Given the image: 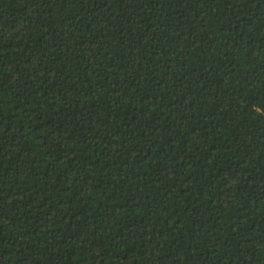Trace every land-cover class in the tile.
Here are the masks:
<instances>
[{"label":"trees","instance_id":"trees-1","mask_svg":"<svg viewBox=\"0 0 264 264\" xmlns=\"http://www.w3.org/2000/svg\"><path fill=\"white\" fill-rule=\"evenodd\" d=\"M0 264H264V0H0Z\"/></svg>","mask_w":264,"mask_h":264}]
</instances>
